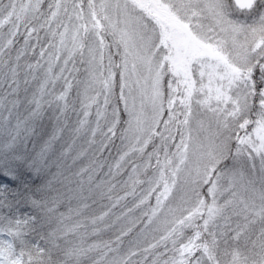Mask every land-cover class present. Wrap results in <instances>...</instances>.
<instances>
[{"label": "snow or ice", "instance_id": "1", "mask_svg": "<svg viewBox=\"0 0 264 264\" xmlns=\"http://www.w3.org/2000/svg\"><path fill=\"white\" fill-rule=\"evenodd\" d=\"M0 264H264V0H0Z\"/></svg>", "mask_w": 264, "mask_h": 264}]
</instances>
